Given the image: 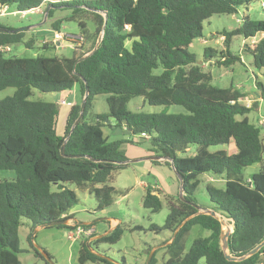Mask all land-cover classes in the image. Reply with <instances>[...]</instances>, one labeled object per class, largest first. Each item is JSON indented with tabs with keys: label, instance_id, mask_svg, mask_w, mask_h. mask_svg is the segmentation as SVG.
I'll return each instance as SVG.
<instances>
[{
	"label": "trees",
	"instance_id": "1",
	"mask_svg": "<svg viewBox=\"0 0 264 264\" xmlns=\"http://www.w3.org/2000/svg\"><path fill=\"white\" fill-rule=\"evenodd\" d=\"M261 1L0 0V8L14 7L18 13L49 7L46 18L53 32L60 33L63 21H73L82 38L76 50L79 53L72 48L70 58H27L12 55L17 44L33 48L35 41L26 36V31L11 32L15 29L3 27L6 31L0 32V47L12 48L8 53L0 52V91L14 89L13 96L0 100V171L13 173L10 179H0V264H20L18 231L22 225H28L32 232L38 226L70 219L68 212L77 202L71 185L92 195L96 211L108 209L115 194L109 181L128 167L116 164L127 161L121 146L139 144L141 133L148 135L153 156L171 159L183 181L185 202L178 194L170 196L164 224L149 227L155 234L168 232L170 238L175 233L172 242L162 248L166 254L163 264H264V246L242 262L226 261L219 245L220 223L208 215L193 217L177 229L196 212L189 203L196 204L193 195L199 177L207 174L224 181L223 188L207 185L205 191L210 209L233 227L228 237L229 255L242 256L264 240L262 127L246 117L250 108L240 103L244 89L211 85V75L187 51L193 40L201 38L203 22L213 16L236 15L240 8L247 10L251 5L259 7ZM59 11L69 13L54 17ZM104 15L106 26L96 51L75 64L94 47ZM220 36L224 50L218 53V67L240 61L229 50L234 37L247 40L259 36L250 48L246 45L244 52L251 54L253 67L264 75V17H242L237 28L223 30ZM216 53L205 48L203 56L208 59ZM156 70H160L158 74ZM85 87L89 95L83 117L65 143V156H61L60 147L78 116ZM33 89L45 94L76 89L78 99L69 108L62 135L56 132L57 104L30 100ZM98 95L106 96V113L93 112L92 101ZM134 98H141L142 105L180 106L185 113H133L127 105ZM106 121L114 124L112 131L125 123L123 127L137 139L107 141L101 131L103 126L109 127ZM218 145H233L235 151H207ZM189 146L194 147L193 155L179 157ZM151 164L160 165L157 161ZM254 164L259 170L244 178V169ZM162 165L170 169L168 162ZM142 208L150 213L162 209L153 187L146 188ZM193 227L209 235L194 239L187 248ZM122 234L123 229L117 225L92 243L113 245ZM90 244H81L79 264H117L105 254H95ZM155 253L148 264H156ZM34 254L41 256L35 250Z\"/></svg>",
	"mask_w": 264,
	"mask_h": 264
},
{
	"label": "rangeland",
	"instance_id": "2",
	"mask_svg": "<svg viewBox=\"0 0 264 264\" xmlns=\"http://www.w3.org/2000/svg\"><path fill=\"white\" fill-rule=\"evenodd\" d=\"M43 11V10H42ZM44 13V11H43ZM68 11H59L54 17L62 18ZM242 17H248L251 20L262 19L263 12L257 5H251L247 10L240 8L236 15L213 16L203 22L201 38L192 41L187 51L195 55L196 60L202 65V70L211 75L210 84L218 88L244 89L245 94L241 104L250 108L246 114L248 121L262 127L261 137H264V75L262 71L256 70L252 65L251 54L244 52L247 46L249 48L256 42L259 36L244 40L240 36L232 39L229 50L238 56L240 61L233 65L224 67L217 66L215 62L220 61L219 52L223 51V37L220 36L223 30H232L238 27ZM49 23V22H48ZM47 23V18L43 22V15L37 12H26L23 17L14 7H5L3 13L0 12V26L7 28H26L28 38H33L35 44L31 49H25L21 44H17L12 55H19L27 58L44 56L56 59L70 58L72 48L76 51L82 44V38L77 23L73 21H63L60 25V33L53 32ZM52 31V32H51ZM47 48H42L43 45ZM129 46V43L126 44ZM209 48L217 52L212 58L205 59L203 51ZM160 70L154 73L158 74ZM74 90V89H72ZM14 94L13 88H6L0 91V100L11 97ZM61 97H65L67 105H60ZM73 96L68 91L61 93L45 94L35 89L32 90L30 100L45 101L55 103L58 106V118L56 122V132L61 134L64 128L63 113L67 111ZM78 96L76 97V100ZM106 96L98 95L92 101L93 112L106 113ZM127 109L133 113L153 114L166 112L169 114H184L185 110L180 106H152L145 103L142 105L141 98L131 99ZM62 113V114H61ZM103 137L107 141L114 140H135L137 136H130L115 133L106 125L101 128ZM264 146V145H263ZM147 140H141L137 145L123 144L121 151L127 160L142 161L131 163L124 170L115 173L109 185L115 190L114 203L105 210L96 211L95 201L87 191H80L71 185L70 189L75 192L76 204L70 210L73 218L78 223H90L91 236H82L79 239L68 240L65 237L67 230L58 227H47L44 229H33L30 232L28 225H22L18 231L20 253L18 259L20 264H79L78 252L83 242L90 243V250L95 254H105V256L115 263L123 262L125 264H144L148 255L147 250H155L156 264H163L166 259L165 251L162 248L168 245L170 235L166 231L155 234L149 230L150 225L161 227L168 214L166 200L170 196L174 198L178 194V184L172 171L160 164H151L146 158L153 154L150 152ZM209 153L224 151L232 153L235 151L233 145H218L209 147ZM194 147L189 146L185 153L179 154V157L192 156ZM264 159V150H263ZM160 163V162H159ZM259 170V165L254 164L244 169L243 177L248 178ZM13 173L9 171H0V179H10ZM210 185L215 188H223L224 181L211 175L204 174L199 177V185L193 198L198 207L208 208L211 203L205 191V187ZM154 187L155 194L159 195L162 202V209L158 213H150L142 208V198L147 187ZM115 219L118 225L123 229V234L119 242L113 245L94 244L98 236L104 235L103 231L110 229V223L107 219ZM224 221V220H223ZM22 222L27 223L25 219ZM28 224V223H27ZM79 224V226H82ZM114 224V225H113ZM112 225L115 228L116 223ZM69 225H72L70 223ZM74 225V224H73ZM103 228H99L102 226ZM137 227L138 229H134ZM113 228V229H114ZM103 229V230H102ZM209 232L202 231L198 227H193L187 239V248L196 238H206ZM86 238H88L86 240ZM36 247L44 251L49 257V262L43 256H36L34 250ZM152 253V254H153ZM91 264V263H86ZM199 264H203L200 261Z\"/></svg>",
	"mask_w": 264,
	"mask_h": 264
},
{
	"label": "water",
	"instance_id": "3",
	"mask_svg": "<svg viewBox=\"0 0 264 264\" xmlns=\"http://www.w3.org/2000/svg\"><path fill=\"white\" fill-rule=\"evenodd\" d=\"M48 10H49V7H47L45 9L44 13H43V22H45V20H46V15L48 13ZM106 21H107V17L104 15L103 24H102L101 30H100V32L98 34V37L96 39L94 47L92 48V50L90 52H88L87 54H85L82 57H80L79 59H77L75 64L85 60L86 58L91 56L96 51L98 45L100 44V42H101V40L103 38L104 29H105V26H106ZM29 29H30L29 27L18 28V29H15L14 31H11V32H16V31H19V30L27 32ZM5 31H6L5 28L0 27V32H5ZM74 74L76 75L75 72H74ZM88 95H89L88 88L85 87L82 99H81L80 104H79L78 116L74 120V122H73V124H72V126H71V128L69 130V133L65 137V139H64V141H63V143H62V145L60 147L59 152H60L61 156H65L64 155L65 143L68 140V138H69L71 132L73 131V129L79 124V122L81 121V119L83 117V113H84V109H85V106H86ZM106 124L109 125L110 128L114 127V124H111L110 121H106ZM122 126H125V123H122ZM114 131H115V133H118V134H124V135H130L131 134V130L129 128H125L123 130L121 127H119V128H115ZM68 157L69 158H79V157H86V156H68ZM86 158H88V157H86ZM146 159L151 161V162L152 161H157V162H160L161 164H163L165 162L169 163L170 170L172 171V173L174 174L175 178L178 181V197H179V199L182 202H185L184 196H183V181H182V179L180 177V174L174 168L172 160L169 159V158L158 157V156H151V157H148ZM134 162H136V161L127 160V161H123V162H116V164L129 165V164L134 163ZM189 204L196 210V212L193 215H191L188 218H186L185 220H183L182 223L180 224V226L177 229H179L182 225H184L189 219H191L193 217H196L198 215H208V216L216 219L220 223V226H221V231H220V235H219V245H220L222 254H223V256H224L226 261H228V262H242V261L250 258L251 256L255 255L264 246V240H263L257 246H255L252 250H250L249 252H247L246 254H244L242 256L234 257V256L229 255V253H228V237H229V235L232 232V228H233L232 225H231V227L228 226L227 223L225 221H223L224 219L219 214L215 213L213 210L202 209V208L198 207L197 205H195L193 203H189ZM67 225H68V221H59V222H53V223L44 224V225L36 227L35 229L37 230V228L44 229V228H47V227L67 226ZM81 225H87V224H81ZM110 231H107L106 234H108ZM106 234H104V235H106ZM104 235L98 236V238H101ZM174 237H175V233L171 236L170 241L167 242V243L170 244L172 242V240L174 239ZM86 245H88V243H86ZM35 251H37L41 256H43L46 259L47 262H49V257L47 256V254L44 251L39 250L37 247H36ZM153 251H155V250H152V251L147 250V251H145V254H147L148 257H147V259H146L144 264H148L149 263V260H150V258L152 256Z\"/></svg>",
	"mask_w": 264,
	"mask_h": 264
},
{
	"label": "built area",
	"instance_id": "4",
	"mask_svg": "<svg viewBox=\"0 0 264 264\" xmlns=\"http://www.w3.org/2000/svg\"><path fill=\"white\" fill-rule=\"evenodd\" d=\"M259 7H260L261 10H264V0L261 1ZM4 10H5V7H4V8H0V12H1V13H3ZM27 12H37V13L43 15V11H42V9H36V10H32V11H27ZM25 13H26V12H24V13H20L21 17H23ZM254 43H255V42H254ZM11 49H12V48H11L10 46H3V47H0V52H2V53H8V52L11 51ZM60 100H61V101L59 102L60 105H67V103H65V101H64V100H66V98H61ZM138 139L146 140V139H148V135H147L146 133H141V134L138 136ZM153 189H155V188L153 187ZM70 226H71V227H74V229L67 230V231L65 232V234H64L65 237H66L68 240L79 239V238H81L82 236H85V237H89V236H91V230H90V228H84V227L79 226V225L75 226V225H73V224L70 225Z\"/></svg>",
	"mask_w": 264,
	"mask_h": 264
},
{
	"label": "crops",
	"instance_id": "5",
	"mask_svg": "<svg viewBox=\"0 0 264 264\" xmlns=\"http://www.w3.org/2000/svg\"><path fill=\"white\" fill-rule=\"evenodd\" d=\"M52 32V31H51ZM69 93H71L72 94V96H73V99H72V101H70V104H69V107H68V109H67V111H65L63 114V120H64V124H65V120H66V116H67V114H68V111H69V108L73 105V104H75V102L77 101L76 100V97H77V92H76V89H74V90H71V91H68ZM61 98H65V97H61ZM96 113V112H95ZM62 114V113H61ZM122 129L124 130L125 129V127H123L122 126ZM62 133H63V130L61 131V134L60 135H62ZM153 156V155H152ZM138 162H142V161H136V162H134V163H138ZM151 162V161H150ZM159 164H161V163H159ZM212 206V205H211ZM211 206H209L208 208H203V207H200V208H202V209H208V210H211L210 209V207ZM73 212L72 211H69L68 212V215H69V220H68V225L67 226H70L69 224L70 223H72V224H77V225H79V224H81V223H78L74 218H73V214H72ZM224 221L227 223V225L228 226H230L231 227V224H229L228 222H227V220L226 219H224ZM107 223H110V229L108 230V231H110V230H112L114 227H113V223L115 222L116 224V226L118 225V221L117 220H115V219H111V218H108L107 219V221H106ZM82 224H90V223H82ZM113 224V225H112ZM99 228H103V225L102 226H99ZM39 228H37V230H38ZM103 230V229H102ZM106 232L107 231H103V234H106Z\"/></svg>",
	"mask_w": 264,
	"mask_h": 264
}]
</instances>
